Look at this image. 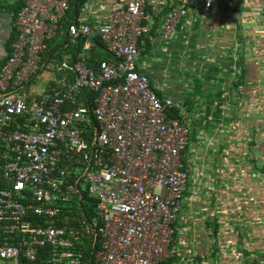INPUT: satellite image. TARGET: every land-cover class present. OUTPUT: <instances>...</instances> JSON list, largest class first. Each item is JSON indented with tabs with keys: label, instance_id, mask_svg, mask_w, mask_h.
Wrapping results in <instances>:
<instances>
[{
	"label": "built area",
	"instance_id": "1",
	"mask_svg": "<svg viewBox=\"0 0 264 264\" xmlns=\"http://www.w3.org/2000/svg\"><path fill=\"white\" fill-rule=\"evenodd\" d=\"M70 1L24 0L10 52L0 45V260L81 264L76 245L94 238L93 264H163L187 189L189 127L187 114L174 116L176 102L159 97L138 70V42L160 3L107 0L95 22L84 21L82 6L67 26L72 44L83 40L75 62L52 59L39 73ZM253 1L264 9V0ZM213 3L178 0L161 17L159 37L169 40L183 17ZM96 41L111 61L88 63ZM41 76L44 88L31 90ZM83 193L94 196L96 219L59 226Z\"/></svg>",
	"mask_w": 264,
	"mask_h": 264
},
{
	"label": "crops",
	"instance_id": "2",
	"mask_svg": "<svg viewBox=\"0 0 264 264\" xmlns=\"http://www.w3.org/2000/svg\"><path fill=\"white\" fill-rule=\"evenodd\" d=\"M177 1L147 0L160 3V15L138 42V70L159 97L176 102V116L187 114L189 127L187 189L172 224L173 256L163 264H264V9L253 0L228 9L214 0L183 17L165 41L161 17ZM23 2L0 0L7 53ZM86 5L89 22L108 9L107 0Z\"/></svg>",
	"mask_w": 264,
	"mask_h": 264
},
{
	"label": "trees",
	"instance_id": "3",
	"mask_svg": "<svg viewBox=\"0 0 264 264\" xmlns=\"http://www.w3.org/2000/svg\"><path fill=\"white\" fill-rule=\"evenodd\" d=\"M84 0H71L69 11L59 24L57 35L48 42L46 51L42 54V64L39 68V73L45 69V66L52 59L62 60L63 57H68L71 64L76 60V53L82 51L83 40L78 39L74 44L71 43L67 36V26L71 21L78 22V14L82 7ZM104 45L96 41L95 48L89 51L88 63L90 65L98 64L101 61H111V56L105 52ZM10 51H8L9 53ZM92 99L93 95H88ZM174 116L177 115V110L173 112ZM84 200H88L89 203L84 204ZM90 205V206H89ZM95 201L90 199L87 193L82 194V198H76L72 201L68 208L64 209V215L58 222L59 226L73 227L76 225V218H85L87 223L91 222L92 215L88 214V209H94ZM88 208V209H87ZM93 214V213H92ZM34 222H38L39 219L34 218ZM1 238V235H0ZM16 242H14L15 244ZM99 249L98 241L94 243L93 239H85L81 243L76 245L75 252L81 260V264H93L94 255ZM49 249H43L41 252L45 253ZM25 262V261H24Z\"/></svg>",
	"mask_w": 264,
	"mask_h": 264
},
{
	"label": "rangeland",
	"instance_id": "4",
	"mask_svg": "<svg viewBox=\"0 0 264 264\" xmlns=\"http://www.w3.org/2000/svg\"><path fill=\"white\" fill-rule=\"evenodd\" d=\"M102 54L104 55L105 54V52L103 51L102 52ZM142 58H144V57H142ZM44 79H45V77L44 76H41V77H38L37 78V81L40 83V85L39 86H36L35 84H33L31 87H30V89L31 90H34V91H38V90H41V89H43L44 88V86H45V84H44ZM81 187L84 189V183H81ZM89 196V198L90 199H94V196H90V195H88ZM89 203V201L88 200H84V204H88ZM90 206V205H89ZM88 209V208H87ZM87 213L90 215H92V218L95 220L96 218H95V211H94V209H88V211H87ZM93 213V214H92ZM0 264H2L1 263V261H0Z\"/></svg>",
	"mask_w": 264,
	"mask_h": 264
}]
</instances>
